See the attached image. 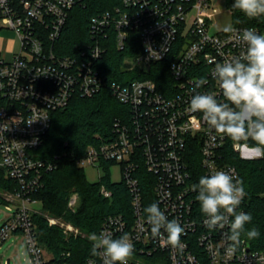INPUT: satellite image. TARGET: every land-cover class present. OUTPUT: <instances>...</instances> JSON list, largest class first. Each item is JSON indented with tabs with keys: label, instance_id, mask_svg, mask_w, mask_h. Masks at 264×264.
<instances>
[{
	"label": "built area",
	"instance_id": "1",
	"mask_svg": "<svg viewBox=\"0 0 264 264\" xmlns=\"http://www.w3.org/2000/svg\"><path fill=\"white\" fill-rule=\"evenodd\" d=\"M76 3L0 0V22L16 32L20 43L10 59L0 50V167L17 183L14 190L1 192L8 215L0 226V245L12 234L22 233L34 264H75L57 258L39 240L35 213L60 226L67 237L84 234L72 222L49 216L42 205L36 206L42 201L33 194L42 187L46 173L57 167L56 161L39 157L37 150L53 111L67 106L74 96L91 97L109 89L131 112L115 119L109 137L97 134L77 164L118 163L130 193L131 214L108 215L96 234L128 235L135 246L128 264L142 262L145 256H153L152 264H264V248L253 249L242 238L237 251L226 255L228 227L213 231L205 227L197 192L192 190L200 176L218 169L231 170L240 178L237 167L225 161L228 144L244 158L262 155L248 142L236 144L210 131L200 113L188 111L201 78L206 82L197 91L223 101L212 71L216 63L238 56L245 48L235 40V33L211 31L219 12L215 0H122L91 17L93 43L66 54L58 50V41ZM249 27L264 34L258 25H233L237 32ZM134 33L139 51L127 54L123 63L127 70L144 76L127 83L110 79L101 67L109 48L103 41L113 37L121 51L136 48L130 42ZM164 61L171 82L161 89L145 74L153 63V70L156 65V70L164 69L158 65ZM101 192L111 195L105 185ZM152 203L185 227L182 248L152 237L144 212ZM79 204V193L72 191L68 208L74 211ZM237 211H244L242 203ZM82 264H103V257L91 255Z\"/></svg>",
	"mask_w": 264,
	"mask_h": 264
},
{
	"label": "trees",
	"instance_id": "2",
	"mask_svg": "<svg viewBox=\"0 0 264 264\" xmlns=\"http://www.w3.org/2000/svg\"><path fill=\"white\" fill-rule=\"evenodd\" d=\"M122 0H77L70 10L65 31L58 41V50L71 54L83 45L93 43L90 34V20L99 12L112 9ZM234 0H225V6L232 11L233 23L236 25H258L264 29V17L249 19L238 9H234ZM130 42L136 48L118 50L114 39L103 41L109 48L104 56L101 67L110 79H117L122 83L131 79L142 78L144 75L138 71L127 70L124 58L139 48V38L134 33ZM168 61L158 63L164 69L153 70L155 64L145 77L155 79L162 89L171 82ZM1 100V95H0ZM127 106L117 100L109 89H104L91 97L74 96L69 104L52 113L50 128L47 131L42 145L37 150L41 158L54 160L57 167L46 173L43 185L33 197L42 201V210L50 215L59 216L72 222L84 235L67 237L58 225H50L47 218L41 213H35L33 218L37 223L40 242L57 258L66 259L75 264H82L91 256L92 242L89 236L97 233L103 220L110 214H131L130 193L124 181L113 182L110 177L111 162H105L106 174L99 182H90L86 178L84 168L77 164V159L83 154L85 148L96 142V135L109 137L115 119L130 114ZM252 145V141H247ZM198 160V159H197ZM199 161V160H198ZM225 161L237 167L243 181L247 195L242 206L244 212L250 213L252 222L246 225L250 229L259 230V237L248 239L242 236L253 249L264 248V152L257 158H244L236 152L230 144L225 149ZM144 170V169H143ZM101 185H105L111 192L105 196L101 192ZM17 183L6 177L5 171L0 167V202H4L1 191L14 190ZM72 191L80 195V204L76 210L68 208V198ZM148 194H152L149 189ZM70 252V255H66ZM152 257L145 256L143 261L131 264H152ZM130 264V263H129Z\"/></svg>",
	"mask_w": 264,
	"mask_h": 264
},
{
	"label": "clouds",
	"instance_id": "3",
	"mask_svg": "<svg viewBox=\"0 0 264 264\" xmlns=\"http://www.w3.org/2000/svg\"><path fill=\"white\" fill-rule=\"evenodd\" d=\"M238 9L249 19L264 17V0H234ZM225 33H235V40L245 46L238 56L215 64L212 76L218 82L223 101L212 93H201L197 89L206 81L201 78L193 88L188 111L200 113L210 131L226 136L234 143L252 141L250 147L264 152V34L255 28H244L237 32L232 25L223 28ZM197 192L196 200L204 215L203 221L209 231L224 229L225 253L234 254L240 246L241 237H259L255 227L246 228L252 222L250 213L237 211L247 195L242 179L231 170H215L202 175L192 186ZM153 238L163 240L173 248H182L185 227L179 220L171 219L161 211L158 203L144 209ZM91 254L102 255L103 264H128L135 246L128 235L113 238L110 233L90 235Z\"/></svg>",
	"mask_w": 264,
	"mask_h": 264
},
{
	"label": "rangeland",
	"instance_id": "4",
	"mask_svg": "<svg viewBox=\"0 0 264 264\" xmlns=\"http://www.w3.org/2000/svg\"><path fill=\"white\" fill-rule=\"evenodd\" d=\"M215 2L217 3L216 6L218 7L219 12L215 14L214 25L211 31L222 30L229 24L233 26L234 23L232 13L229 9H227L224 1L215 0ZM19 47L20 43L16 32L0 22V50H2L5 58L10 59ZM83 168L87 180L92 183L99 182L101 177L106 174L104 164L101 167L86 165ZM109 172L113 182H119L122 180L121 166L118 163H112ZM41 205L42 203L40 205L37 204L36 206L39 208ZM44 213L49 216H53L47 211ZM7 215L8 210L6 208V204L4 202H0V226L5 221ZM57 218L61 217L58 216ZM8 262L9 264H34L28 250L24 234L14 233L0 245V264H8Z\"/></svg>",
	"mask_w": 264,
	"mask_h": 264
},
{
	"label": "water",
	"instance_id": "5",
	"mask_svg": "<svg viewBox=\"0 0 264 264\" xmlns=\"http://www.w3.org/2000/svg\"><path fill=\"white\" fill-rule=\"evenodd\" d=\"M259 152V151H258ZM8 264H9V262H8Z\"/></svg>",
	"mask_w": 264,
	"mask_h": 264
}]
</instances>
